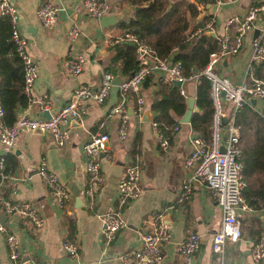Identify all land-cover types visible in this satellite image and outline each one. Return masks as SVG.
Masks as SVG:
<instances>
[{"label": "crops", "instance_id": "obj_1", "mask_svg": "<svg viewBox=\"0 0 264 264\" xmlns=\"http://www.w3.org/2000/svg\"><path fill=\"white\" fill-rule=\"evenodd\" d=\"M11 1L17 7L18 26L27 38V50L38 68L28 94L39 98L47 94L49 99L46 108L41 101L19 108L17 119L23 115L44 118L43 109L58 111L68 101L76 85H99L106 64L114 56L115 46L109 43L108 38L124 32L121 33L115 25L102 28L98 18L86 14L79 0H53L64 9L60 11L56 23L50 26L43 25L37 17L40 0ZM257 1L200 4L195 20L210 17L207 21H212L215 35H221L228 19L242 15L252 2ZM109 3V13L117 14L120 20L132 16V7L123 0H109ZM74 23L79 26L80 32L72 39L69 29ZM253 37L254 31L247 33L240 51L227 55L216 65L217 71L234 83L247 75ZM75 52H82L86 56L83 70L78 74H72L66 65V58ZM112 66L116 67L115 73L112 72L114 81L105 100L102 103L88 102L82 118H70L63 123L69 133L65 146H58L47 132L21 128L13 148L8 151L16 157L18 166L4 175L0 182V212L6 216L4 225L0 224V227L5 226L17 237L22 264H118L121 254L139 246L140 233L149 227V222L164 218L170 237L161 244L162 257L157 264H184L180 244L192 231L200 237L192 264H212L214 254L211 243L213 234L220 227L221 208L207 184L199 181H192L190 194L183 196V182L192 175V166L186 162L193 147L191 139L194 132L190 123L179 122L177 129L173 127L169 145L163 149L152 121H143L142 115L134 112L136 101L130 98L127 102V136L120 139L119 118L116 115L110 117L108 113L120 100L115 77L124 80L126 74L119 69L120 62ZM251 71L257 77L264 76V63H252ZM165 74L164 70L153 69L149 74L152 82L147 85L145 80L141 85V94L152 117L154 111L150 103L158 80ZM184 87L187 93L194 96L196 83L188 82ZM255 101L254 108L264 115V98L257 97ZM130 107H133V114ZM95 131H107L110 138L101 159L103 179L98 184L93 183V192L89 196L84 192L89 185V177L83 143ZM5 153L0 141V157ZM42 159L46 160L49 170L68 191L66 208L59 207L38 173ZM131 161H138L141 165L142 191L139 197L120 205L117 201V181ZM5 198L30 202L37 207L45 219L43 227L34 228L21 214L6 213L2 202ZM117 210L124 224L114 239L107 243L102 232L103 216ZM67 215L74 222V235L68 228ZM240 218L243 234L237 241L226 245L228 263L264 264V258L257 262L251 255V245L256 239L249 231L258 218L264 235V207L258 211L249 209ZM63 241L76 243V257L63 250ZM0 264H11L5 232L1 228Z\"/></svg>", "mask_w": 264, "mask_h": 264}, {"label": "built area", "instance_id": "obj_2", "mask_svg": "<svg viewBox=\"0 0 264 264\" xmlns=\"http://www.w3.org/2000/svg\"><path fill=\"white\" fill-rule=\"evenodd\" d=\"M36 10L37 17L45 26L56 23L58 15L64 7L53 0H40ZM84 11L90 17L99 16L110 12L109 0H79ZM237 0H217L219 4L233 3ZM7 15L11 22V38L16 51L24 64V89L29 93L38 73V68L27 50V38L19 29L17 7L11 0H0V16ZM232 27V31H231ZM258 29L252 38V54L247 75L238 83H234L216 69L217 63L227 55L240 51L245 35ZM200 30V29H199ZM206 30L214 33L212 21L206 22ZM80 32L79 26L74 23L69 29V35L74 39ZM220 48L209 54L207 64L200 70L190 75L182 72L179 61L170 62L152 55L150 46L141 41L137 35L125 31L120 35L110 36L109 43L133 44L135 46L138 68L119 85L120 100L113 105L108 116L119 118L118 136L125 139L127 136V102L129 93L137 94L134 112L141 116L147 108L145 99L141 94V85L146 76L153 69H161L166 72L162 77L164 81H180V93L185 97L192 96L187 93L184 85L188 82L198 83L201 76H205L210 82V96L213 103V113L210 124V134L207 140L202 135L194 134L191 139L192 151L186 162L192 166V175L183 182V196L191 192V182L199 181L207 184L211 195L221 208V221L219 229L213 234L211 250L214 254L212 264H231L226 258V245L241 238L240 216L250 207L243 197V189L246 185L241 172V141L240 130L235 124V114L253 98H264V76L257 77L252 73V63H264V0L252 2L246 11L239 16H233L224 25L223 34L218 36ZM86 56L82 52H75L66 58V65L72 74H78L83 70ZM114 81V74L109 70H103L99 85L93 87L86 83L76 85L68 101L60 109L48 118H37L23 115L11 125H5L1 121L2 107L0 105V141L5 147V152L10 151L17 139L21 128L49 133L55 143L63 147L69 138L68 130L63 123L70 118L83 117L88 102L102 103ZM43 103L47 107L48 95L43 97L30 96L28 105ZM228 105V108H227ZM229 112H228V111ZM227 117L226 122L223 119ZM157 130L159 145L166 149L169 145V137L166 136L157 122L152 121ZM177 129V126H174ZM110 135L107 131H95L83 143L85 154V167L89 177V185L85 188V194L91 196L93 183H100L103 179L101 173V159L108 148ZM109 156V154H106ZM3 159L0 157V170L3 169ZM38 173L46 184L49 192L55 198L59 207L65 206L68 199V191L59 178L49 170L47 162L42 159L38 166ZM141 165L138 161H131L125 166L123 173L117 181V201L123 205L141 194ZM6 213H18L26 217L34 228H41L45 223L44 216L38 208L30 202H16L9 198L3 201ZM103 236L107 243L111 242L117 231L123 226L120 213L112 211L103 216ZM4 232L9 248V260L11 264H22L20 260V245L17 237L8 231L5 226L0 227ZM170 237L168 224L163 221H150L149 227L140 233V244L137 248L119 256L118 264H157L162 257L161 244ZM200 237L197 232H189L180 244V252L184 264H192V259L199 247ZM63 250L70 256L76 257L78 249L73 241H63ZM251 255L255 261L264 258V235L255 240L251 245ZM37 264H51L48 262ZM236 264V263H234Z\"/></svg>", "mask_w": 264, "mask_h": 264}, {"label": "trees", "instance_id": "obj_3", "mask_svg": "<svg viewBox=\"0 0 264 264\" xmlns=\"http://www.w3.org/2000/svg\"><path fill=\"white\" fill-rule=\"evenodd\" d=\"M123 1L132 7L133 14L127 20H120L115 26L121 33L129 31L137 35L150 46L153 56L170 62L179 61L183 74L187 76L202 69L208 62L209 54L220 48L219 35H213L206 30V21L210 17L195 20L200 4L217 0ZM114 49V56L111 62L106 64L105 70L115 73L116 67L112 64L120 62L119 69L126 74L127 79L138 68L135 46L128 43L118 44ZM145 80L147 85L148 82H152L149 74ZM129 96L135 99L137 94L130 92ZM194 98L195 109L190 121L191 129L194 134H200L208 140L213 103L210 82L205 76H201L196 84ZM29 99L30 95L25 93L24 89V64L11 38L10 18L1 15L0 105L3 110L1 115L3 124H13L17 119V111L26 107ZM186 99L187 97L180 93L179 85L164 81L163 78L158 80L157 89L150 103L154 111L152 121L157 122L169 138L172 128L179 124L177 117L186 110ZM235 124L240 130L241 172L246 182L243 197L250 209L258 211L264 207V115L253 105L246 104L236 112ZM2 159L0 182L4 175L11 173L18 166L16 157L9 152L2 155ZM67 217L68 228L74 235V222L69 215ZM240 223L243 231L241 220ZM249 231L256 240L263 235L258 218Z\"/></svg>", "mask_w": 264, "mask_h": 264}, {"label": "water", "instance_id": "obj_4", "mask_svg": "<svg viewBox=\"0 0 264 264\" xmlns=\"http://www.w3.org/2000/svg\"><path fill=\"white\" fill-rule=\"evenodd\" d=\"M214 7H215V5H214ZM98 20H99L100 26L102 28H105L108 26L116 25L119 22L120 18L117 14L106 13V14L99 16ZM257 32H258V29H255L254 30V36L257 34ZM211 34H213V33H211ZM131 74H133V72ZM115 82L118 85H120L122 82V79L120 77H115ZM174 83L177 85L181 84L180 81H175ZM25 93H27L26 90H25ZM255 102H256L255 98L251 99L252 105H254ZM186 103H187V107H186L185 112L181 116L177 117L178 122L190 123V121H191V117H192V114H193L194 109H195V98H194V96L187 97ZM129 110H130V112L132 111L131 113L133 114V107H130ZM56 112H57L56 109H52V110L43 109V117L48 118L51 115H54ZM142 120L143 121H150V122L153 120V117L151 115V111L149 108L144 110V112L142 114ZM226 120L227 119L224 118L223 122L225 123ZM193 136H194V134H192V137ZM0 217H2L0 219V224L4 225L5 220H6V216L3 214V212H0ZM162 221L166 223L164 218L162 219Z\"/></svg>", "mask_w": 264, "mask_h": 264}]
</instances>
